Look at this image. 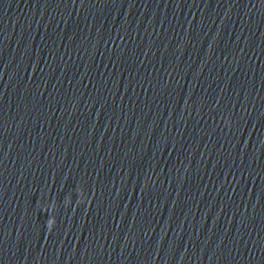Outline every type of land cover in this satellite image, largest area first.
<instances>
[{
    "label": "water",
    "instance_id": "obj_1",
    "mask_svg": "<svg viewBox=\"0 0 264 264\" xmlns=\"http://www.w3.org/2000/svg\"><path fill=\"white\" fill-rule=\"evenodd\" d=\"M0 264H264V0H0Z\"/></svg>",
    "mask_w": 264,
    "mask_h": 264
}]
</instances>
